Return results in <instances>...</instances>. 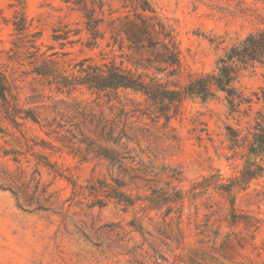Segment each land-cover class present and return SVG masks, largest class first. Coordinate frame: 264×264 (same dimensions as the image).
I'll use <instances>...</instances> for the list:
<instances>
[{"label":"rangeland","instance_id":"374dc122","mask_svg":"<svg viewBox=\"0 0 264 264\" xmlns=\"http://www.w3.org/2000/svg\"><path fill=\"white\" fill-rule=\"evenodd\" d=\"M83 1L89 7L102 2L106 20L118 17L111 25H99L104 37L95 45L90 44L83 12L77 9L74 0L24 1L22 11L29 29L40 34L37 40L40 51L56 52L52 59L65 69L84 57L99 59L100 51L135 68L130 63L134 54L126 47L120 51L117 44L113 50L106 46L107 42L113 43L112 35L119 37L122 34L119 29L130 25L133 15L132 8L126 5L129 0ZM148 1L158 18L174 28L179 66L172 73L158 72L147 63L144 53L138 69L172 85H183L191 76L212 70L229 46L264 26L260 18L264 16V0ZM12 2L0 0V66L17 77L21 88L19 106L37 112L42 124L54 117L62 123L71 120L72 114L64 108L73 103L109 113L111 102L106 96L83 86L58 92L42 80L24 74L22 71L29 69L28 65L9 59V49L17 37L11 26L12 16L15 9H20L10 6ZM125 14L129 15L124 17ZM53 34L59 39H53ZM263 84L261 67L241 71L236 83L246 94ZM229 107L220 93L207 101L186 99L167 127L162 120L158 125L146 117L137 120L140 128L147 127V133L151 134L154 153L173 168L175 176L167 173L147 176L150 180L146 185L141 182L139 188L133 186L129 192L147 194L148 186L185 192L192 182L210 173H218L224 179L237 175L242 159L228 149L226 126L246 134L254 112L233 111ZM241 107L247 109L246 105ZM19 121L21 125L16 128L0 114V264H187L189 248L195 247L199 239L195 227L204 223L205 214L215 211L212 218H218L228 205L217 193L198 195L193 200L186 196L182 219L188 238L183 248L177 247L163 233L160 210L147 211L138 204L130 207L113 201L103 206L91 205L90 200L74 196L72 182L84 186L92 177L105 176V164L94 158L81 160L66 149L43 147L42 140H52L40 126L29 119ZM19 130L37 145L30 149L24 142L18 143L15 135L21 137ZM51 144L57 145L54 141ZM47 162L51 165H45ZM17 198L25 209L17 205ZM235 207L258 219L260 227L253 241L239 238V244L235 241L223 244L218 250L223 257L221 263L261 264L264 176L239 191Z\"/></svg>","mask_w":264,"mask_h":264},{"label":"trees","instance_id":"16d2710c","mask_svg":"<svg viewBox=\"0 0 264 264\" xmlns=\"http://www.w3.org/2000/svg\"><path fill=\"white\" fill-rule=\"evenodd\" d=\"M13 1L10 6L20 7L21 10L15 9L12 16L11 26L17 37L9 49V59L28 65L30 68L23 70L24 74L42 80L58 92L83 86L106 96L108 102H111L109 113L103 110L96 112L73 103L66 106L64 111L72 114L75 122L71 119L62 123L54 117L42 124L37 112L19 106L21 88L17 77L0 66V114L8 123L19 128V120L29 119L37 123L50 140L57 143L54 145L51 144L52 141L42 140L43 147L50 145L49 147L66 149L81 160L94 158L105 164V176L92 177L84 186H77L72 182L74 196L90 200L91 205L103 206L113 201L130 207L138 204L142 210L147 211L160 210L163 233L177 247L183 248L188 238L182 219L185 197L193 200L198 195L210 196L217 193L228 205L218 218H212L215 211H211L204 215V223L195 227V235L199 239L195 247L189 248L190 258L187 264H206L207 261L222 264L223 257L218 250L223 244L231 241L239 244V238L250 241L255 239L260 222L251 214L237 210L235 198L240 190L246 189L250 181L264 176V84L246 94L236 83L241 71L264 68V26L250 31L229 46L217 58L212 70L191 76L185 84L177 86L138 69L141 65L139 58L144 53L147 63L158 72L172 73L179 66L174 28L158 18L148 0H129L126 5L132 8L133 15L130 25L119 29L122 33L119 37L118 34L112 35V44H106L111 46V50L116 44L120 51L126 47L131 55L134 54L131 56L134 61L130 63L135 68L126 65L123 59L117 61L107 52L100 51L99 59L84 57L69 69L61 68L52 59L51 56L56 52L45 54L40 51L37 45L40 34L29 29L22 11L25 0ZM74 3L83 12L85 29L92 41L90 44H97V40L104 37L99 25H111L118 17L106 20L102 2L90 7L83 0H74ZM128 15L125 14L124 17ZM260 18L264 24V16ZM53 39H59L57 34H53ZM220 93L224 95L230 110L254 112L252 124L246 134L242 135L239 129L226 126L228 149L240 154L242 159L238 174L224 179L218 173H210L192 182L185 192L148 186L149 193L132 195L130 189L133 186L139 188L141 182L146 185L150 180L147 176L160 173L175 176L173 168L154 153L151 134L147 133V127L140 128L137 120L146 117L154 125L162 120L163 126L167 127L170 126L171 119L180 113L181 105L186 99L199 98L207 101ZM258 103H261L259 107H252ZM242 105H246L247 109H242ZM20 136L15 135L18 143L24 142L30 149L37 145L21 131ZM173 139L176 137L173 136ZM45 165L51 164L47 162ZM17 205L26 208L19 202V198Z\"/></svg>","mask_w":264,"mask_h":264}]
</instances>
